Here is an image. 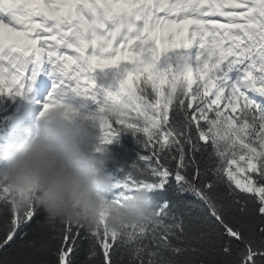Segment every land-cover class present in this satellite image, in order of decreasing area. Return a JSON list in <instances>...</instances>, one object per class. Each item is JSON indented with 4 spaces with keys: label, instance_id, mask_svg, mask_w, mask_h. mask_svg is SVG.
I'll list each match as a JSON object with an SVG mask.
<instances>
[{
    "label": "snow or ice",
    "instance_id": "6c2138e0",
    "mask_svg": "<svg viewBox=\"0 0 264 264\" xmlns=\"http://www.w3.org/2000/svg\"><path fill=\"white\" fill-rule=\"evenodd\" d=\"M49 81L38 117L130 135L109 199L147 191L154 215L88 230L0 183V264H264V0H0V99Z\"/></svg>",
    "mask_w": 264,
    "mask_h": 264
},
{
    "label": "clouds",
    "instance_id": "9594fccd",
    "mask_svg": "<svg viewBox=\"0 0 264 264\" xmlns=\"http://www.w3.org/2000/svg\"><path fill=\"white\" fill-rule=\"evenodd\" d=\"M103 109L105 118L116 120L123 106L106 102ZM97 136L79 111L58 108L26 119L0 136V183L7 184L18 209L35 201L51 221L117 234L147 222L154 215L147 191L110 201L112 158Z\"/></svg>",
    "mask_w": 264,
    "mask_h": 264
},
{
    "label": "trees",
    "instance_id": "16d2710c",
    "mask_svg": "<svg viewBox=\"0 0 264 264\" xmlns=\"http://www.w3.org/2000/svg\"><path fill=\"white\" fill-rule=\"evenodd\" d=\"M19 108H20V98L0 99V136L5 135L8 131H10L11 129H13L18 125L17 124L11 126L8 121ZM126 143H132L134 145V141H132L130 135H122L118 141H115L114 143L108 146L106 151L112 158L111 163L115 160L117 154L121 151V149L125 146ZM121 158L122 159L126 158L130 161L132 158H134V155H130L128 157H121ZM187 199L193 200L194 198L189 196L187 197ZM29 236L33 240L37 239V235L33 232H30ZM2 259L3 256L0 255V260Z\"/></svg>",
    "mask_w": 264,
    "mask_h": 264
},
{
    "label": "rangeland",
    "instance_id": "374dc122",
    "mask_svg": "<svg viewBox=\"0 0 264 264\" xmlns=\"http://www.w3.org/2000/svg\"><path fill=\"white\" fill-rule=\"evenodd\" d=\"M22 108L18 110V112L10 118L9 122L12 126L19 124L23 122L24 120H31V117L33 114L36 115L33 121L36 120V118L39 116V113L41 111V106H39L37 109L36 107L38 106V102H35L33 96L31 95V98L29 99H23L22 98Z\"/></svg>",
    "mask_w": 264,
    "mask_h": 264
}]
</instances>
